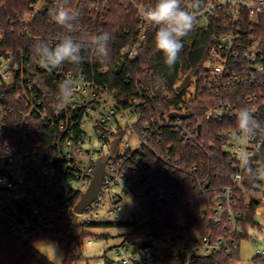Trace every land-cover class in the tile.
I'll return each mask as SVG.
<instances>
[{"label":"built area","instance_id":"built-area-1","mask_svg":"<svg viewBox=\"0 0 264 264\" xmlns=\"http://www.w3.org/2000/svg\"><path fill=\"white\" fill-rule=\"evenodd\" d=\"M9 1L0 0V223L15 231L22 241L47 230L51 223L47 212L32 207L27 218L21 211V190L29 182L32 170L46 180L45 188L57 184L56 173L61 170L67 177L64 187L58 189L62 210L74 211L75 198L81 197L94 177L97 159L117 150L107 161L97 198L85 212L91 215L86 223L100 221L98 208L105 207L103 202L108 200L114 221L121 220V193L132 192L135 211L125 221L138 239L126 238L116 246L118 264H206L204 260L211 255L240 249L241 240L248 233L241 223V201L244 198L246 206L264 202V180L254 176L264 165V45L258 32L264 22V0H182V6L195 12L196 25L214 23L219 32L204 71L191 83L193 90L189 89L190 81L184 88L185 105L195 103L196 95L202 92L224 95L253 85L258 87L256 91L250 90L241 103L221 99L206 110L209 121H236V113L247 108L259 122L258 133L245 138L236 124L220 131L217 142L210 139L209 133L207 143L206 138L200 137L197 114L189 115L184 104L152 116L149 113L153 94L145 88L142 77L133 71L112 73L113 68L136 60L155 36L158 26L144 21L139 14L140 9L151 7L155 0H14L18 5L10 15ZM116 3L125 4L133 14L135 29L118 54L111 52L109 41L108 55L102 57L91 41L108 34L109 14ZM57 4L75 14L71 30L52 19L51 12ZM8 22L23 37V46L5 45L11 40L6 29ZM66 36L81 44V62L42 67L34 53L37 42L55 45ZM66 79L75 81L78 87L68 105L61 107L57 96ZM171 112L177 115L173 117ZM34 119L54 132L53 154L45 161L32 146ZM133 138H137L135 146ZM176 141L201 148L213 157L221 148L227 157L231 183L212 191L209 215V220L222 228L220 234L214 230L205 235H155L150 228L154 221L139 218L136 186L145 183L147 191L167 201L177 194L174 187L169 189L162 184L156 168L149 176L147 171L153 168V161L164 165L167 171L186 170L201 192L210 187V174L201 175L203 178L199 175L205 160L189 165L191 157L174 149ZM148 153L153 158H147ZM244 155L248 168L241 163L240 157ZM177 212L182 227L185 212ZM255 261L264 264V249L257 252Z\"/></svg>","mask_w":264,"mask_h":264},{"label":"trees","instance_id":"trees-1","mask_svg":"<svg viewBox=\"0 0 264 264\" xmlns=\"http://www.w3.org/2000/svg\"><path fill=\"white\" fill-rule=\"evenodd\" d=\"M18 1V0H17ZM139 2H148L152 0H138ZM20 2V0H19ZM17 2L10 0L7 5V12L13 13ZM6 23V29L11 40L6 42V46L20 47L24 45V39L14 30V27ZM135 22L133 14L128 11L123 3L114 4L108 18V34L110 35V50L118 54L120 47L130 40L131 33L134 32ZM131 30V32H129ZM259 35L264 45V22L258 29ZM218 30L214 23L209 26L195 25L193 30L182 38L183 48L179 53V57L174 66L169 67L164 62L163 53L155 48V40H150L140 51L136 60L130 65L124 67L113 68L112 73L133 71L142 77L143 84L147 91L153 94L152 109L150 115L157 116L166 113L172 109L178 108L180 104H184V95L187 89L181 92L177 91V86L183 82L187 75H191L190 84L194 79L199 77L204 71L205 63L208 59L209 50L213 44ZM29 44V43H28ZM109 77H106L108 80ZM115 85H121L120 82ZM252 91L258 90L257 85H253L247 90L238 89L230 91L222 95H210L206 92L196 95V102L191 105H185L189 115H196L198 123L201 126L200 137L209 139V133H212L210 139L217 142L220 131L225 128L232 127L237 124L236 121H209L206 119V110L208 107L221 99H229L240 102L244 100L245 95ZM184 108V109H185ZM180 109H183L180 106ZM264 122V117H263ZM36 132L30 135L32 146L38 150V156L44 161L53 154V134L51 130L46 128L41 121L32 120ZM198 124V125H199ZM183 152L185 157L191 159L193 163L205 160V165L199 173L200 177L210 174V187L204 192L198 188L196 181L188 175L186 170L165 169V166L152 162L151 171H147L150 177L153 176V169H157L159 179L167 187H174L177 194L170 200H164L159 195H154L151 191H147L145 183L136 186L135 203L137 210L140 212V219L145 221H154L150 226L151 231L155 235H166L168 233H185V234H209L211 231L221 233L222 228L209 220L212 206V191L220 189L223 185L231 183L230 180V164L227 163L226 155L221 152V148H217L218 155L213 157L206 155L201 148H193L184 146L180 141H176L174 149ZM152 154H147V158H153ZM154 160V159H152ZM59 169V168H58ZM58 181L56 185L45 188L46 181L40 176L37 170H32L30 180L22 192L21 211L24 217H30L31 208L38 207L40 210L47 212L51 223L47 230L42 231L33 236L28 241H22L18 238L17 233L3 226L0 223V264H33L40 262L42 264H55L47 256H45L35 244L42 240L57 241L59 247L63 251V259L61 264H76L82 258V249L85 239L89 237L88 232L75 233L74 211H63L60 201L58 189L64 187L67 177L63 175L61 170L56 173ZM136 176L133 173V178ZM80 197L75 198L76 205ZM257 202H252L246 206L243 198L240 209L244 212V218L241 223L246 231L249 225L257 226L254 219L255 206ZM185 212V225L180 226V217L178 212ZM129 225L126 221H96L86 223L89 226L100 225ZM248 236V233H247ZM239 248L233 252H218L206 258V264H231L239 257Z\"/></svg>","mask_w":264,"mask_h":264},{"label":"clouds","instance_id":"clouds-1","mask_svg":"<svg viewBox=\"0 0 264 264\" xmlns=\"http://www.w3.org/2000/svg\"><path fill=\"white\" fill-rule=\"evenodd\" d=\"M196 7H199L198 2ZM139 14L144 21L158 26L154 37L155 48L163 53L167 66H174L183 48L182 38L188 35L196 25L195 12L190 7L182 6V0H155L151 7L140 9ZM51 16L57 24L66 26L70 30L76 20L74 13L59 4L55 11L51 12ZM109 41L110 37L105 33L94 37L91 43L95 44L102 57H107ZM34 53L41 66L46 69L56 68L66 61L80 63L82 60L81 44L69 36L64 37L55 45L39 41L34 46ZM77 87L78 85L71 79H66L61 83L57 96L61 107L68 105ZM236 122L239 131L245 138L255 136L260 129L259 122L247 108L236 113ZM240 159L242 165L248 168L247 155L241 156ZM249 171L251 173V169ZM254 176L264 180V165L256 170Z\"/></svg>","mask_w":264,"mask_h":264},{"label":"rangeland","instance_id":"rangeland-1","mask_svg":"<svg viewBox=\"0 0 264 264\" xmlns=\"http://www.w3.org/2000/svg\"><path fill=\"white\" fill-rule=\"evenodd\" d=\"M192 84L189 89L193 90ZM132 144H137V138L132 139ZM99 146V143L96 142ZM117 150H114L116 153ZM114 191L120 192L121 189ZM123 204L121 207V221H125L133 216L135 211L133 203V194L131 191L121 193ZM105 207H99L100 221H114V214L109 212V201L104 200ZM75 233L80 234L85 231L89 233V237L85 239L82 249V258L76 264H118V256L115 252L116 246L125 242L126 238L136 240L138 236L133 234V228L127 225H86L91 215L88 212H74ZM254 219L257 226L249 225L248 236L241 240L239 257L231 264H256L255 256L257 252L264 249V202L255 206ZM92 240V241H90ZM45 256H47L55 264H61L63 259V251L59 247L57 241L42 240L35 244ZM33 264H42L34 262Z\"/></svg>","mask_w":264,"mask_h":264},{"label":"water","instance_id":"water-1","mask_svg":"<svg viewBox=\"0 0 264 264\" xmlns=\"http://www.w3.org/2000/svg\"><path fill=\"white\" fill-rule=\"evenodd\" d=\"M190 78L191 75H187L183 82L177 86L176 89L178 92L184 90V88L189 84ZM176 115V112H171V116L174 117ZM113 157L114 151L110 155H104L97 159L95 164L94 177L87 190L82 193L79 201L75 205L74 211L76 213L85 212L86 208L97 198L103 182L107 161Z\"/></svg>","mask_w":264,"mask_h":264}]
</instances>
